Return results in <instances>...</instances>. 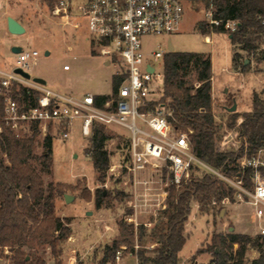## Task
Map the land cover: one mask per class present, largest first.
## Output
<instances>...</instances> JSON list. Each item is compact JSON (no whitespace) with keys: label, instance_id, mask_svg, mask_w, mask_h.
<instances>
[{"label":"rangeland","instance_id":"obj_1","mask_svg":"<svg viewBox=\"0 0 264 264\" xmlns=\"http://www.w3.org/2000/svg\"><path fill=\"white\" fill-rule=\"evenodd\" d=\"M0 1V68L8 72L14 70L18 54L12 51V47L20 45L29 51L38 50L39 55L30 59L28 71L32 78L45 79L47 87L78 97L89 92L112 94L117 67L99 54L97 41L90 37L83 20L76 13L70 16L69 22H65L61 16L53 14L48 0ZM213 10L212 5L206 7L202 1L190 0L185 4L184 17L177 32L146 35L142 41L147 54L160 47L168 52L171 42L176 51L211 55L216 91L212 95L213 112L216 122L224 125L225 133L232 129L228 126L231 117L229 108L234 105V100H238L241 110L249 107L251 110L253 92L264 91V61L244 52L238 60L240 66L236 69L244 74L234 72L232 54L235 50L233 45L231 47L229 33L215 35L210 32V37L213 38L210 42L200 29L203 24L211 23ZM9 14L17 17L28 27V31L24 34L9 32ZM76 22H81V25L76 27ZM244 60L245 63H250V67L241 70ZM65 65H69L70 69L66 70ZM245 83L246 88L243 90L241 88ZM82 124L83 118L72 120L67 138L61 134L64 126L54 122L38 124V134L35 137L34 130L28 125H24L17 135L23 139L33 137L30 163L42 175L47 188L52 184L59 185L55 199L56 214L71 219V235L66 240L59 241L57 255L48 245H38L32 252L44 256L47 264H138L136 252L141 248L156 247L150 234L161 222L167 221L163 212L168 207L169 188L174 184L171 171L167 166L161 165L157 168L149 167L137 174L130 172L127 168L131 163L127 132L125 129L105 126L104 131L109 136L105 148L109 152L110 161L105 176H102L94 167L91 152H88L92 146V129L90 134L85 135ZM95 126L101 128L99 124ZM47 135L53 138V155L49 167L38 158L44 153V139ZM205 172L198 169L193 173V178L202 177ZM142 181L148 182L145 184ZM97 190L109 194L100 207L96 204ZM65 194L71 195L73 200L66 202ZM191 205L184 230L188 238L181 250L180 264H195L196 261L199 264H210L214 257L212 251L198 254L197 250L207 248L214 233L227 234L228 228H236L238 225L244 226L242 229L251 233L241 234L256 236L258 234L254 232L259 233L255 207L248 202L234 201L222 209L216 204L218 208L209 214L200 212L197 201H192ZM227 208L229 211L222 212ZM123 222L135 226L134 247L122 241L126 234ZM141 225L146 228L143 241L138 239ZM231 232L238 231L234 229ZM115 241L121 244L120 259H117L116 251L114 258L105 261L106 246H112ZM237 248L238 244H235L234 254ZM147 254L154 255L152 252ZM7 255L11 253L0 249V263L8 259ZM259 257L260 252L250 247L246 251L244 262Z\"/></svg>","mask_w":264,"mask_h":264},{"label":"trees","instance_id":"obj_2","mask_svg":"<svg viewBox=\"0 0 264 264\" xmlns=\"http://www.w3.org/2000/svg\"><path fill=\"white\" fill-rule=\"evenodd\" d=\"M53 8L55 0H48ZM198 0H193L196 2ZM206 7L214 6L213 20L219 24H203L204 34L210 32L229 33L234 48L233 66L239 68L238 60L248 53L264 61V0H199ZM235 20L237 30L228 32L225 23ZM250 67L243 61L241 70ZM213 67L211 55L193 51H168L164 56V95L158 104H165L171 111L169 120L176 129L187 132L194 154L214 169L229 176H240L247 188H252V167L242 168L237 160L244 155V145L238 150L218 151L217 140L223 135L224 125L215 120L212 105ZM123 80L114 75L111 95H95V102L102 106L116 96ZM197 82V83H196ZM198 84V85H197ZM11 96L25 107L37 104L39 92L15 83ZM252 109L245 112H230L229 128H234L247 141V156L252 157L264 148V91L253 92ZM4 98L0 94V249L7 248V258L15 264H47L46 258L32 252L38 245H48L57 255L59 241L71 235V219L56 214L55 199L59 185L46 187L42 175L32 166L29 154L32 140L38 134V124L31 127L34 136L23 139L10 129L3 119ZM99 124L101 128L95 126ZM105 125L94 122L92 126L91 152L95 169L105 176L109 168V152L105 142L109 138ZM53 138L44 139V153L38 157L44 165L50 166L53 155ZM264 172V169H263ZM235 189L217 175L206 171L202 177L192 178L179 188H169L168 207L164 210L166 222L154 229L150 237L156 242L154 248H141L136 252L139 264H180V252L187 236L185 224L191 213L192 201H197L201 213L209 214L218 208L225 197L235 201ZM109 194L97 190L96 204L105 203ZM223 206H219L222 209ZM124 242L134 247L135 226L123 222ZM138 239L143 241L146 228L141 225ZM238 248L233 253L234 245ZM120 242L106 246L105 261L115 257ZM260 252V257L244 262L248 248ZM29 249V250H27ZM134 251V248H132ZM211 250L215 264H264V236L229 232L214 233L207 248L197 250L198 254ZM154 253L149 256L147 253ZM231 263V261H233Z\"/></svg>","mask_w":264,"mask_h":264},{"label":"built area","instance_id":"obj_3","mask_svg":"<svg viewBox=\"0 0 264 264\" xmlns=\"http://www.w3.org/2000/svg\"><path fill=\"white\" fill-rule=\"evenodd\" d=\"M187 2L190 0H58L52 8L53 14L69 22L70 16L76 13L90 37L97 41L99 54L117 67L116 75L123 76L117 94L98 106L91 93L80 97L65 94L26 79L14 70L0 71L3 119L16 135L24 125L31 127L54 122L64 126L61 134L67 138L69 125L78 117L83 118L85 135L90 134L94 122L125 129L130 142L131 163L127 166L130 172L137 174L149 167L165 165L171 171L173 183L181 186L192 179L198 169L209 171L235 189V201L248 202L255 207L258 235L264 236V148L248 157L247 141L233 128L226 130L216 142V148L221 152L231 148L238 150L244 145V155L237 162L242 168L254 169L253 186L247 188L240 176H229L197 157L188 133L176 129L169 120L171 111L165 104H158L164 95V56L167 51L160 47L147 54L142 38L177 32ZM211 23L219 24L220 21L213 20L212 16ZM74 25L79 27L81 22ZM237 27L235 20L225 23L228 32L236 31ZM38 55V50L23 49L18 53L15 68L28 71L30 59ZM15 83L37 90V104L27 108L14 99L11 91ZM142 182L146 184L148 181ZM231 202L229 197L220 203L213 201L223 207ZM6 251L9 252L7 248ZM120 253L117 250V259H120ZM0 264L15 263L8 258Z\"/></svg>","mask_w":264,"mask_h":264},{"label":"water","instance_id":"obj_4","mask_svg":"<svg viewBox=\"0 0 264 264\" xmlns=\"http://www.w3.org/2000/svg\"><path fill=\"white\" fill-rule=\"evenodd\" d=\"M7 26H8L9 32H11L12 34H24L26 32L25 26L20 21H18L16 18H14L12 16H8V18H7ZM173 49H174L173 45L170 44L169 45V51H173ZM22 50H23V47L19 46V45H16V46L12 47V51L15 54L20 53ZM48 53H49V51L46 52V54H48ZM246 63H248V61ZM14 72L22 75L26 79H31V80H33L36 83L46 85V80L45 79L40 78V77L32 78L30 72L27 71V70H24L22 68H15ZM236 110H237V104L234 103V105L229 108V111L230 112H234ZM65 199H66V202H71V200H73V197L71 195H69V194H65ZM224 211H226V209H224L222 212H224ZM233 230H234V227H230V231H233Z\"/></svg>","mask_w":264,"mask_h":264},{"label":"crops","instance_id":"obj_5","mask_svg":"<svg viewBox=\"0 0 264 264\" xmlns=\"http://www.w3.org/2000/svg\"><path fill=\"white\" fill-rule=\"evenodd\" d=\"M0 6H1V1H0ZM11 14H9L8 16H10ZM13 17V16H12ZM14 18H16L17 19V17H14ZM18 20V19H17ZM19 21V20H18ZM23 24V23H22ZM24 25V24H23ZM25 26V25H24ZM25 28H26V31H28V27H26L25 26ZM211 34H215V35H217V34H222V33H216V32H212ZM206 35V40H208V41H210V42H212L213 41V38H211L210 37V33H208V34H205ZM229 37V41H230V43H231V36L229 35L228 36ZM211 39H212V41H211ZM171 44V42H169V45ZM20 46V45H19ZM231 47H232V43H231ZM173 51H176V49L174 48L173 49ZM233 55V54H232ZM212 58V57H211ZM108 63V61H106V64ZM212 67H213V59H212ZM64 68H65V66H64ZM232 68H233V70H234V72H236L237 74L239 73V74H244L243 73V71H238V70H236L235 68H234V66H233V58H232ZM66 70H68V69H70V67L69 68H65ZM0 71H6V70H4V69H2V68H0ZM6 72H8V71H6ZM245 77V76H244ZM246 79V78H245ZM245 79L242 81L243 83L245 82ZM213 81H214V74H213V79H212V95L214 96L215 95V93H216V91H215V89H214V84H213ZM246 88V83L242 86V88L241 89H245ZM225 89V91H227V89H226V87L224 88ZM240 89V88H239ZM112 91H113V89H112ZM90 93V92H89ZM87 94V93H86ZM91 94H93V93H91ZM70 95H74V94H70ZM85 95V94H84ZM94 96L95 95H105L104 93H99V94H93ZM74 96H77V95H74ZM83 96V95H82ZM237 101L238 100H234V103H236L237 104V110L236 111H238V112H240V113H242V112H245V111H249L250 110V107H249V109H247V110H241L240 109V105H238V103H237ZM226 211H229V208H227L226 209ZM229 214H230V212H229ZM239 226V225H238ZM236 226V228L234 227V229H236L238 232H236V233H249V234H251L250 233V231H246L245 229H242V228H244V226ZM228 230H229V232H231L230 231V228H228ZM254 234H258V233H255L254 232ZM180 256H182L181 255V252H180ZM200 261V260H199ZM195 264H199L198 263V261H196V263Z\"/></svg>","mask_w":264,"mask_h":264}]
</instances>
